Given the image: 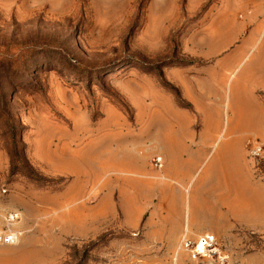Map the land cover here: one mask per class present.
<instances>
[{
	"label": "rangeland",
	"instance_id": "rangeland-1",
	"mask_svg": "<svg viewBox=\"0 0 264 264\" xmlns=\"http://www.w3.org/2000/svg\"><path fill=\"white\" fill-rule=\"evenodd\" d=\"M224 5L0 0V264H217L165 235L188 222L264 264V33L211 44ZM80 204L93 237L63 234Z\"/></svg>",
	"mask_w": 264,
	"mask_h": 264
},
{
	"label": "crops",
	"instance_id": "crops-1",
	"mask_svg": "<svg viewBox=\"0 0 264 264\" xmlns=\"http://www.w3.org/2000/svg\"><path fill=\"white\" fill-rule=\"evenodd\" d=\"M206 1L207 0H198V2L200 3H204ZM222 1L223 4L226 3V8L224 5L220 7V10L216 13L217 22L209 21L207 23V34L208 36H211V44H217L219 45V47L226 44L227 49L233 42L235 44L241 42V39L250 35L253 29H255V32L258 33L260 37H262L264 33V0ZM219 136L220 138L221 136L223 138H226V134L222 135V133H220ZM186 137H182L181 139V143L183 146L181 147V152L179 154L184 157L186 156L190 161L194 154H196L198 151H195L194 148L187 145L188 142L186 140ZM102 186L103 185L101 180L94 183V197H98L96 193L99 190H102ZM96 202L92 204L93 206L90 212H100V209L98 208L99 205H97ZM220 202L224 207L223 209L225 210L226 218V197L222 198ZM73 205L74 204H72V206ZM95 212L92 214H87V209H85V207H83L81 204L78 207H74L73 209H71L70 214L72 216L67 221L69 227L66 225L63 228V234L68 237H76L80 239L97 235L101 227L102 213L95 214ZM176 212L177 210L167 209L166 217L169 219H174L175 216L173 215V213L176 214ZM224 227L225 228L221 233L216 229L199 228L197 225H192L190 222L186 223L185 225L181 223L180 226H178L177 224L172 225L171 223L170 225L167 224L165 226V235L175 234L179 237L181 234V236H183L184 234H182V232L184 229H186L185 231H189L194 234L213 232L217 235H220L226 232V225H224Z\"/></svg>",
	"mask_w": 264,
	"mask_h": 264
},
{
	"label": "built area",
	"instance_id": "built-area-1",
	"mask_svg": "<svg viewBox=\"0 0 264 264\" xmlns=\"http://www.w3.org/2000/svg\"><path fill=\"white\" fill-rule=\"evenodd\" d=\"M264 151L261 144H254L251 148V155L258 157ZM152 164L156 168L163 166V158L161 156L153 159ZM18 218L17 214L10 215L9 224H13ZM18 240V233L9 229L7 232H0V241L6 243H15ZM179 251L187 252L193 258L203 261H210L217 264H226L229 260L225 247L221 244L218 237L213 233H204L193 238L184 233L178 246Z\"/></svg>",
	"mask_w": 264,
	"mask_h": 264
}]
</instances>
